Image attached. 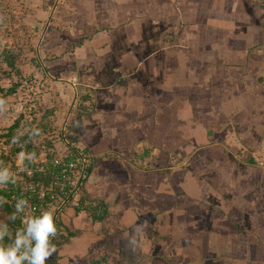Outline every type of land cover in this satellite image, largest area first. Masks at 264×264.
I'll return each mask as SVG.
<instances>
[{
    "label": "crops",
    "instance_id": "obj_1",
    "mask_svg": "<svg viewBox=\"0 0 264 264\" xmlns=\"http://www.w3.org/2000/svg\"><path fill=\"white\" fill-rule=\"evenodd\" d=\"M68 3L90 172L46 264H264V0Z\"/></svg>",
    "mask_w": 264,
    "mask_h": 264
},
{
    "label": "rangeland",
    "instance_id": "obj_2",
    "mask_svg": "<svg viewBox=\"0 0 264 264\" xmlns=\"http://www.w3.org/2000/svg\"><path fill=\"white\" fill-rule=\"evenodd\" d=\"M68 1L0 0V87L17 84L13 92L0 90V166L14 177L20 176L22 154H28L23 150L27 140L21 136L29 130L38 132L28 139L41 149L36 157L61 147L60 127L83 103L88 90L72 85L73 77H53L43 68V61L61 50L56 29L69 31V21L60 14ZM3 50L14 54L13 66L4 60ZM16 119L18 125L9 130ZM18 145H22L19 150Z\"/></svg>",
    "mask_w": 264,
    "mask_h": 264
},
{
    "label": "built area",
    "instance_id": "obj_3",
    "mask_svg": "<svg viewBox=\"0 0 264 264\" xmlns=\"http://www.w3.org/2000/svg\"><path fill=\"white\" fill-rule=\"evenodd\" d=\"M66 124L67 120L59 130L62 146L53 147L52 151L39 157L36 155L30 165L17 169L20 176L12 175L8 182L11 184V189H8L14 210L18 200L28 202L25 211L17 214L20 221L12 229L14 233L24 227L29 216H38L41 210L55 207L57 235L51 238L52 242L61 232L59 217L62 211L69 205L80 206V194L88 176L91 154L81 144L68 139ZM35 172L39 177L33 178Z\"/></svg>",
    "mask_w": 264,
    "mask_h": 264
},
{
    "label": "clouds",
    "instance_id": "obj_4",
    "mask_svg": "<svg viewBox=\"0 0 264 264\" xmlns=\"http://www.w3.org/2000/svg\"><path fill=\"white\" fill-rule=\"evenodd\" d=\"M3 101H0V105ZM33 134H38L34 130ZM23 157L33 161L35 153L22 154ZM11 180L8 168L0 166V185H5ZM4 201L0 199V204ZM28 206L26 200H18L15 213L10 219H15L16 214L23 213ZM55 207L41 210L40 215H31L24 222V227L17 229L13 234L8 224L0 220V264H46V261L56 252V246L51 238L57 235L54 221ZM8 237L9 243H5Z\"/></svg>",
    "mask_w": 264,
    "mask_h": 264
},
{
    "label": "trees",
    "instance_id": "obj_5",
    "mask_svg": "<svg viewBox=\"0 0 264 264\" xmlns=\"http://www.w3.org/2000/svg\"><path fill=\"white\" fill-rule=\"evenodd\" d=\"M79 7H77L76 9V13H69L68 11H66L65 9H60V14L66 19V20H70L73 23H70L68 26L72 27L75 31L74 36H72L71 34H66L64 31H59L56 29L57 34H55V38L57 39V43L56 44H61V50L58 54L56 55H52V56H48L44 61H43V68L46 72H48L51 76L53 77H59L61 76V71L60 68L65 65L67 63L70 64L71 66H74L77 61L83 63V60L80 59H76V57H73L72 50L74 48V46L81 44L83 39L86 37H90L92 35V31H86L85 33L84 30L86 29L85 26H83L79 20H81L78 17L79 14ZM79 22V23H78ZM88 28V26H87ZM56 46V45H55ZM4 57V60L6 61L7 64H9L10 66L14 65V54H12V52L8 51V50H3L1 53ZM64 72V71H63ZM65 72H67V70H65ZM16 83H13L11 86L9 87H0V90L4 91L5 93H10L13 92L16 88ZM84 96V95H83ZM86 98L88 97V95L85 96ZM84 98V97H83ZM92 104H88V105H82L81 103V107L83 108H90ZM19 119H16L12 125H10L9 130L12 131V129L18 125ZM70 125V124H69ZM32 130L27 131L24 135L21 136V138H24L25 140H27V143L23 146V150H25L26 152L29 153H35V156L39 154V152L41 151V149L39 147L33 146L31 145V142L29 139V136L32 134ZM70 126H68L66 128V136L68 137L69 140H76V138L70 136ZM78 142V141H77ZM22 145H18L16 148L19 150L21 148ZM87 151L89 150L85 145H82ZM52 147V145H51ZM53 150V148H52ZM48 152V151H46ZM49 153V152H48ZM26 163H29V165L31 164V161L27 158H23V164L21 166V168L27 167ZM14 165V163H13ZM16 168L18 167L17 165L15 166ZM90 172V166L88 168V174ZM39 177L38 172L33 173V178H37ZM7 184V183H6ZM5 185H0V199H2L4 202L2 204H0V220L5 221L10 230L12 231V229L19 225V217L16 214V218L15 219H10V217L15 213V210L12 206L11 203V199H10V194H9V189H11V184L8 183L7 187ZM9 188V189H8ZM84 188V187H83ZM95 208L93 209L95 211L96 215H101V210L94 205ZM12 233L14 234V232L12 231ZM55 240V239H54ZM54 240L52 241V243L54 242ZM5 242L9 243L10 241L8 240V237H5ZM95 264V263H93Z\"/></svg>",
    "mask_w": 264,
    "mask_h": 264
}]
</instances>
